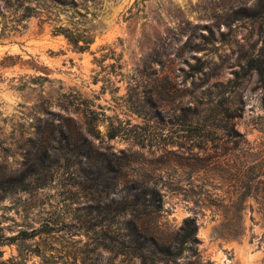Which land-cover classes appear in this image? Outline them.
Instances as JSON below:
<instances>
[{
  "label": "rangeland",
  "instance_id": "1",
  "mask_svg": "<svg viewBox=\"0 0 264 264\" xmlns=\"http://www.w3.org/2000/svg\"><path fill=\"white\" fill-rule=\"evenodd\" d=\"M74 2L0 38V171L29 182L0 200V264H139L97 224L143 182L159 220L196 218L204 261L264 264V87L246 70L264 66V0ZM59 25L94 40L79 51Z\"/></svg>",
  "mask_w": 264,
  "mask_h": 264
},
{
  "label": "trees",
  "instance_id": "2",
  "mask_svg": "<svg viewBox=\"0 0 264 264\" xmlns=\"http://www.w3.org/2000/svg\"><path fill=\"white\" fill-rule=\"evenodd\" d=\"M30 1H34L32 5ZM40 2L50 6L65 5L66 0H4V11H9V25L4 24L0 38L19 33L23 26H19L23 19H27L33 13H40L47 17L48 12L41 8ZM70 3L75 4L74 0ZM58 7V6H57ZM21 9L19 15L16 11ZM11 10H13L11 12ZM40 15V14H37ZM58 34H63L67 41L77 50L84 51L93 42V35L81 34L74 28H65L62 25L56 26ZM5 35V36H4ZM246 70H255L258 74L261 85L264 87V66L259 58H250L246 62ZM234 115L228 114L225 128L227 133H232L233 125L230 123ZM91 130L95 122H87ZM115 126L107 131L108 138H115L119 135ZM234 133V130H233ZM237 133V132H235ZM263 164L260 165L257 174L264 175ZM264 184V181H259ZM29 182L26 175L15 176L6 167L0 171V200L7 198L16 191H27ZM261 199L264 201V187L261 189ZM108 214L101 216L105 220L98 221V241L100 244L110 247L116 254L137 259L139 264H212L200 257L198 245L200 239L197 236L198 224L194 216L185 217L177 228H172L166 221L159 220L163 210L162 194L158 189L143 182L133 194V199L117 201L112 208H105ZM101 212L97 207V217ZM26 238V237H25ZM16 236L8 237L7 243L15 241Z\"/></svg>",
  "mask_w": 264,
  "mask_h": 264
},
{
  "label": "bare ground",
  "instance_id": "3",
  "mask_svg": "<svg viewBox=\"0 0 264 264\" xmlns=\"http://www.w3.org/2000/svg\"><path fill=\"white\" fill-rule=\"evenodd\" d=\"M245 261H246V260H245ZM252 262H253V261H252ZM255 262H256V261H255ZM255 262H254V263H255Z\"/></svg>",
  "mask_w": 264,
  "mask_h": 264
}]
</instances>
